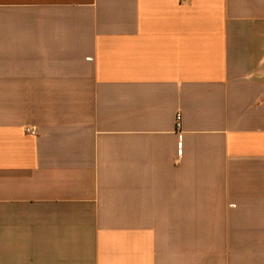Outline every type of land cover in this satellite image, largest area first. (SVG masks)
Segmentation results:
<instances>
[{
    "label": "crops",
    "instance_id": "1",
    "mask_svg": "<svg viewBox=\"0 0 264 264\" xmlns=\"http://www.w3.org/2000/svg\"><path fill=\"white\" fill-rule=\"evenodd\" d=\"M0 264H264V0H0Z\"/></svg>",
    "mask_w": 264,
    "mask_h": 264
},
{
    "label": "built area",
    "instance_id": "2",
    "mask_svg": "<svg viewBox=\"0 0 264 264\" xmlns=\"http://www.w3.org/2000/svg\"><path fill=\"white\" fill-rule=\"evenodd\" d=\"M181 119H182L181 114L178 113L177 114V126L178 127H181ZM26 131L33 134V135L37 134V131L32 130V129H26Z\"/></svg>",
    "mask_w": 264,
    "mask_h": 264
}]
</instances>
